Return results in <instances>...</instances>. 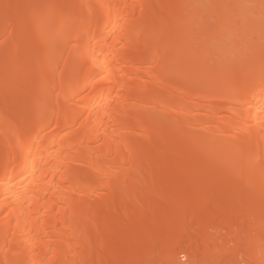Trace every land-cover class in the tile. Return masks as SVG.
<instances>
[{
  "label": "bare ground",
  "instance_id": "6f19581e",
  "mask_svg": "<svg viewBox=\"0 0 264 264\" xmlns=\"http://www.w3.org/2000/svg\"><path fill=\"white\" fill-rule=\"evenodd\" d=\"M2 3L0 264H264V0Z\"/></svg>",
  "mask_w": 264,
  "mask_h": 264
},
{
  "label": "rangeland",
  "instance_id": "374dc122",
  "mask_svg": "<svg viewBox=\"0 0 264 264\" xmlns=\"http://www.w3.org/2000/svg\"><path fill=\"white\" fill-rule=\"evenodd\" d=\"M43 8V10L44 9H46L45 7H42ZM6 9H7V4L6 3H2V4H0V12H3V13H0V16L1 17H3V16H7V17H9V15H7V14H5L4 12H6ZM43 10H41V8L40 7H38V8H34V10H32L30 13H29V15H28V13H27V15H26V22L28 23V22H31L32 20L34 21L37 17H39V15H40V13H39V11H43ZM73 15V14H72ZM162 15L164 16V15H167V11H166V9L165 10H163L162 11ZM85 20V19H84ZM82 22H83V20H82ZM85 22V21H84ZM83 22V23H84ZM172 24V21H167V22H165V25H171ZM51 30V27H50V25L48 24V22H43L42 24H40V26H38L37 28H35V29H33V31L35 32V34L38 36H40V37H43V35L45 36L47 33H48V31H50ZM3 34H5V33H3ZM56 36H53V37H51V38H45V39H42L41 40V44H40V46H43V50L44 49H46L47 47H48V45H49V43H50V41L49 40H53L54 38H55ZM0 41H2L1 40V38H0ZM7 44H9V40H7V41H5ZM32 44V43H31ZM30 44V42L29 43H24V44H21V42L19 41V43H18V46H19V49H20V52H22L21 50L23 49V53H28V51H30L31 49H32V46L33 45H31ZM22 48V49H21ZM36 61V60H35ZM15 78V76H13L12 78H11V80H13ZM27 86H31L32 88H37L39 85L38 84H35V86L34 85H32V84H29V83H23L21 86H19V87H11V88H9V89H5V90H1L0 91V95H1V97H5L6 95H8L9 94V92H13V93H17V92H19V91H21V90H23V88H25V87H27ZM28 105V102H24L22 105H21V107L22 108H25L26 106ZM43 105V104H42ZM45 111V109H44V107L42 106L41 108H40V110L38 111V112H36V115L37 116H39V115H41L43 112ZM1 149H3V147H0V150ZM185 168V167H184ZM184 168H182V169H184ZM211 168L212 169H216L217 168V164L215 163V164H212L211 165ZM180 170H181V168H180ZM177 175V174H176ZM175 177H177V176H175ZM176 180V179H175ZM194 181V180H193ZM189 183H191L192 184V180L189 182ZM194 183V182H193ZM223 184V183H222ZM205 184H202L200 187H202L203 189H201L200 187V189L201 190H204L205 189ZM188 242L189 241H187V242H185V245H186V243L188 244ZM189 245V244H188ZM188 245H186V246H188ZM175 260H177V263H180V264H182V263H186V256L183 254V253H177V255L175 256Z\"/></svg>",
  "mask_w": 264,
  "mask_h": 264
}]
</instances>
